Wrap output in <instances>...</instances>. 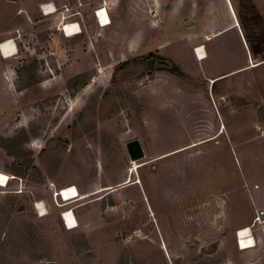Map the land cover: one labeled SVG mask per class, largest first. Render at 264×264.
Listing matches in <instances>:
<instances>
[{
    "label": "rangeland",
    "instance_id": "374dc122",
    "mask_svg": "<svg viewBox=\"0 0 264 264\" xmlns=\"http://www.w3.org/2000/svg\"><path fill=\"white\" fill-rule=\"evenodd\" d=\"M4 1L0 16L16 6ZM13 1L37 20L40 3L77 0ZM94 1L81 8L88 38L95 36V22L88 15ZM181 1H186L181 15L196 13L204 21L213 17L209 25L224 28L216 38L218 51L193 67L195 82L232 60L233 66L242 63L247 51L264 53V0H196V6ZM121 20H127L125 14ZM176 23L186 20L172 15L169 36ZM47 24L37 23L42 28ZM135 31L129 22L107 36L116 35V47L126 52ZM45 37L42 33L40 41ZM57 40L60 68L55 76L28 57L16 69L13 89H0V172L7 175L0 181V264H264V240L254 232L259 228H252L254 247L240 250L237 245L236 230L248 227L256 208L264 206L262 188L251 200L243 162L226 160L213 144L159 157L193 133L189 124H161L153 131L144 127L146 107L136 93L151 88L155 73L148 75L149 82H140L147 75V59L116 71L115 65L98 63L87 38L74 47L61 34ZM180 55L190 63L186 52ZM76 75L82 77L68 87ZM17 88L23 92H15ZM202 89L205 108L212 110L207 87ZM154 112L168 116L163 107ZM243 117L235 112L236 126ZM135 138L141 140L144 157L131 172L125 143ZM236 147L241 154L242 146ZM127 180L133 183L121 186ZM68 187L77 196L64 201L59 190ZM35 202L44 203L43 215ZM67 209L79 226H65L60 215Z\"/></svg>",
    "mask_w": 264,
    "mask_h": 264
},
{
    "label": "crops",
    "instance_id": "0c3cea01",
    "mask_svg": "<svg viewBox=\"0 0 264 264\" xmlns=\"http://www.w3.org/2000/svg\"><path fill=\"white\" fill-rule=\"evenodd\" d=\"M104 1V5L100 0L92 2L93 8L103 5L111 22L107 25H98L93 10L90 11L89 6L90 12L88 15L95 22V36L88 38L89 35H86V27L83 23L81 24L82 34L65 37L72 39L73 42L70 45L74 47L80 42V38H87L90 47H94L96 59L101 66L117 65L133 58L132 55L144 58L148 54H153L155 60L151 74H155L148 83L151 88L146 90L142 87L143 89L138 90L136 93L137 101L146 107L142 111L144 127L149 131H153L155 127L160 128L161 124L163 127L165 125L170 127L172 123L179 126L189 124L193 133L187 142L166 150L159 157L197 146L213 144L221 147L222 155L224 158L226 157V160L243 162V182L250 192L251 200L254 202L255 195H260L258 190L262 188L264 193V53L259 49H256L253 54L247 51L242 63L233 66L234 61L232 60L231 64H227L220 72L201 76L203 81L195 82L192 77L193 67L196 68L199 61H205L219 49V41L216 38L224 28L210 26L209 20L212 22L213 17L208 20L205 17L204 21L196 13L188 14L185 11L181 15L180 10L186 4V1L181 0ZM191 1L195 2V6L199 5L196 0ZM4 2L13 3L16 6L7 14L4 13L0 16V41L11 36L12 30L17 26H22L26 32L29 29V32L36 34L40 41L44 28L37 24L29 25L25 17L16 16V11L23 9L16 1L7 0ZM89 5L91 4L89 3ZM86 6L88 4L83 7ZM149 11H155L156 16L152 17ZM121 14L126 15L127 20L125 22L121 20ZM172 15H178L182 22L186 20V24L176 23L174 34L169 36L167 31L171 27ZM39 19L40 13L37 20H32L37 22ZM187 21L190 23L188 24ZM129 22L135 26L136 31L132 38L131 47H128L125 52L116 47V35L111 38L107 36V32H117L121 25ZM50 33L52 41L58 47L57 37L59 33L55 31H50ZM260 34L264 40V26ZM25 40H28V36L25 37ZM209 42H212L210 49L208 48ZM174 44L177 46L173 47ZM200 47L204 49L205 57L203 58L197 57V49ZM31 51V49L23 50L19 46V50L14 56L2 57L0 54L1 91L9 93L11 88L13 89L10 82L13 81L14 84L16 69L26 58L35 59ZM182 51L186 52L190 63L182 62V58H180L182 57L180 55L183 53ZM122 55H124L123 58H121ZM57 59L59 60V54ZM164 65L177 67L182 72L183 77H177L164 68L160 69ZM147 75L150 76V74ZM161 82H163V87L160 85ZM219 82L222 83L219 84ZM202 85L207 87V96L210 99L213 111L205 108ZM15 92L20 94L23 91L15 89ZM17 93H15V96H17ZM162 107L166 110L168 116L158 117L155 115L154 111H158ZM260 111H262V117H260ZM235 112L246 115L242 118L241 125L236 126ZM256 127H260L261 134H259ZM236 131H242V139L238 137L239 133H236ZM252 132L256 134L252 136ZM149 136L152 137L151 132ZM236 146H242L241 154H236V151L239 150ZM258 209L264 211V206H258L255 212ZM77 226H79L78 220ZM259 229L260 232L253 229L252 231L255 232V237L258 240L263 241L264 228ZM252 235L255 239L254 234Z\"/></svg>",
    "mask_w": 264,
    "mask_h": 264
},
{
    "label": "built area",
    "instance_id": "2783aa9c",
    "mask_svg": "<svg viewBox=\"0 0 264 264\" xmlns=\"http://www.w3.org/2000/svg\"><path fill=\"white\" fill-rule=\"evenodd\" d=\"M91 1L92 0H90L88 3H91ZM100 1L103 5L105 4L104 0H100ZM88 3H86V0L84 1L77 0L74 3H63L60 5H56L52 1L40 3L38 5L40 19L37 22H33V20L30 18V16L25 10L18 9L16 11V16L25 17L29 25H35L37 23H42V22H45L47 24V22L49 21L50 23L47 24L46 27H44V30H42L44 33H46V37L41 42L39 41L36 34L30 33L29 31L26 32L22 26H17L12 30L11 36L6 37L0 41L1 56L6 57L5 54L3 53V50L1 47L2 45H4L5 48H7L6 49L7 50L6 54L8 55L7 57L14 56L18 52L19 46L23 50L31 49L32 50L31 54L32 56H35V59L39 63L40 67H42V69L46 71L51 77L55 76L56 70H59L60 65H59V60L57 59V55H58L57 45L54 43V41H52L50 31L58 32L63 37H74V36L82 34L81 24L84 21H83V16L81 14V8H83V6ZM103 5L93 8V14H94L95 20L100 26L102 24L99 20L98 13L101 10L105 9ZM149 13L151 14L152 17L156 16L155 11H149ZM71 25H77V30L72 31L70 34L67 35L65 31V27L71 26ZM27 36H28V40H25V37ZM12 47H13V50H12ZM144 81L149 82L148 75L140 79V82H144ZM256 128L257 130L261 131L260 127H256ZM36 203L37 202L34 203V207L38 211ZM67 210H70V209H67ZM63 213L64 211L61 212L60 216L62 218L63 223H65ZM254 227L264 228V211L263 210H258L257 212H255V215L250 225L248 226V228L250 229V232H249L250 234H252V228Z\"/></svg>",
    "mask_w": 264,
    "mask_h": 264
},
{
    "label": "bare ground",
    "instance_id": "6f19581e",
    "mask_svg": "<svg viewBox=\"0 0 264 264\" xmlns=\"http://www.w3.org/2000/svg\"><path fill=\"white\" fill-rule=\"evenodd\" d=\"M98 17H99V20H100L102 25H107L111 22L109 20V16H108L105 9L101 10L98 13ZM75 30H77V25H71V26L65 27V31H66L67 35L70 34L72 31H75ZM1 47H2L3 53L7 57L8 56L6 54L7 48H5L4 45H2ZM12 50H13V47H12ZM197 54H198V57H200V58L205 57L204 49L201 47L198 48ZM131 162H133V165L131 168V172H132L138 168V164L136 163V161H131ZM6 178H7V175L0 172V181L3 182ZM137 182H139V181L137 180L134 183H137ZM132 183L133 182L127 180V182L125 184H122L121 186L130 185ZM59 193L61 194L62 199L64 201L69 199V198L77 196V192H76L74 187H68L66 189H62L61 192H59ZM36 206H37V209L39 211V214L43 215L45 213V208H44L43 203H36ZM63 216H64V220H65L64 224H65V226H67L68 229H72V228L77 226V220L73 214L72 209L64 211ZM249 232H250V229L247 226L238 228L236 230L235 234H236L238 249H240V250L246 249L247 250L248 248H252L255 246L254 238L252 237V234H250Z\"/></svg>",
    "mask_w": 264,
    "mask_h": 264
},
{
    "label": "trees",
    "instance_id": "16d2710c",
    "mask_svg": "<svg viewBox=\"0 0 264 264\" xmlns=\"http://www.w3.org/2000/svg\"><path fill=\"white\" fill-rule=\"evenodd\" d=\"M154 55L153 54H148L146 57L143 58V60L145 61L146 59L150 58V57H153ZM140 57H133V58H130V59H127L123 62H120L118 63L117 65H115V68L114 70L116 71H120V70H123L124 68H127L129 67L130 65H138L140 63ZM164 69L166 71H168L169 73L177 76V77H183V74L182 72L180 71V69H178L177 67H168L166 65H164ZM147 70V69H146ZM153 70V69H152ZM152 72V71H151ZM151 72H147L146 74H151ZM82 77V75H76L72 78H70L68 80V87H71V86H74L76 85L78 82V80ZM261 110V109H260ZM262 111H260V117H262Z\"/></svg>",
    "mask_w": 264,
    "mask_h": 264
},
{
    "label": "water",
    "instance_id": "95a60500",
    "mask_svg": "<svg viewBox=\"0 0 264 264\" xmlns=\"http://www.w3.org/2000/svg\"><path fill=\"white\" fill-rule=\"evenodd\" d=\"M187 23H189V21H187ZM153 62H154L153 57H150L146 60L145 64H146L147 72L152 71ZM125 149H126V152L128 154L130 161H137V160L144 157L143 148H142L139 140L136 138L127 141L125 143ZM117 186H119V185H117Z\"/></svg>",
    "mask_w": 264,
    "mask_h": 264
}]
</instances>
